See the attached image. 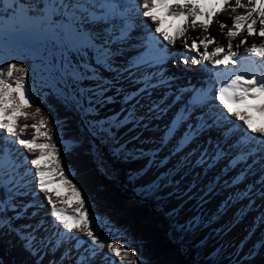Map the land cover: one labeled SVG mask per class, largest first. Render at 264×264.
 Wrapping results in <instances>:
<instances>
[{"label":"snow or ice","instance_id":"1","mask_svg":"<svg viewBox=\"0 0 264 264\" xmlns=\"http://www.w3.org/2000/svg\"><path fill=\"white\" fill-rule=\"evenodd\" d=\"M249 3L253 5L252 11L218 21L221 29V34L218 35H212L210 32L212 12L201 13L197 6L219 4L224 6L220 9L224 12L227 11L230 0H151V4L149 0H143L142 4L135 7L129 4V0H15L11 5V15L19 17L42 37L35 45L39 52V65L33 68V72L39 74L50 94L65 107L70 106L73 110L84 112L90 109L95 112L97 107L112 101L113 97L108 95L109 92H114L116 95L123 94L124 103L129 106L125 109L127 114L123 120L120 116H116L115 120L108 118L104 121H89L94 130L93 135L100 134L101 137L105 135L112 137L116 124L123 127L125 123L136 124L145 118L138 115L136 111V106L141 103L139 99L141 96L149 99L146 115L161 110L162 102L151 100L149 91L173 79L164 69L168 59L184 56L181 62L185 65L189 63V59L196 65H199L201 61H210L211 70L215 71L216 78L220 82V87L216 90L217 94L209 97L204 90L193 89L190 106L176 114L166 135L171 139L178 128L187 123V131L183 133L175 149V151H182L201 134L217 131L219 135L215 151L208 157L207 150H204L200 161L207 163L210 160L215 163L218 160H227V166L230 169L243 165L240 175L233 177L231 183L235 185L248 176L255 177L253 182L246 186L245 192L251 204L256 197L264 201V127H254L248 117L233 112L230 105L243 104L249 97L253 99L264 97V75L259 76V83H256L257 75L251 76L250 84L241 83L247 73L243 69L236 70L229 67L239 63L237 59H234L237 54L231 51L233 44L231 41L219 44L220 40L225 39L223 30L229 24L233 27L227 31V37H236L238 30L244 28L248 36L259 35L264 38V26L258 29L253 27L257 23L264 25V0H249ZM170 4L183 6L186 10L170 9ZM188 5L192 7L188 9ZM157 7H163L168 15L182 21V24L176 28L175 35H169L158 24H147L144 27L152 29V34L144 33L135 43H132V33L137 28L133 22L132 12L142 8V15L155 21L153 10ZM244 7L241 0H235L233 10ZM253 13H258L259 21L254 18ZM202 16L205 17L203 20ZM189 17L193 19L189 20ZM183 24H188L193 29L202 28L208 32V35L194 36L191 43L184 41L183 50L177 49L175 52H170V48L178 43V37L187 34ZM157 33L160 35L157 36ZM12 38H16L15 34ZM165 41L167 44L161 47L160 45ZM247 42L245 38L240 41V44ZM213 43L219 46L210 49L209 45ZM198 45H203V48H199ZM236 47H239V44ZM129 49L133 50L135 55L127 56ZM248 51L254 56L264 57V44H252ZM185 52H194L195 55L189 57L185 55ZM221 53H225L223 58H219ZM14 72L23 75L17 77L13 83H9ZM105 72L112 73L111 78H106ZM28 74L29 69L23 64L8 63L6 76L3 68L0 67V235L6 234L5 222L9 219V211L16 212L17 215L26 211L28 205L20 202L18 198L31 194L29 190L31 183L35 182L36 185L33 191L46 193L48 192L46 186L55 182L51 179L52 171L42 167L41 164L46 157L56 155L57 145L37 142L41 137L51 140L52 136L47 130L41 131L35 122L24 123L22 127L18 123L19 116L27 118L30 115L23 111L25 105L37 103L33 90L27 84ZM122 79L132 80L134 83L142 84L143 87L134 93H124L123 89L118 87ZM89 81L93 87L88 88L86 94L84 86ZM153 81L156 83L154 84ZM14 92L19 93L20 98L12 97L10 101H7L5 97L11 96ZM209 98L219 102L217 110L207 104ZM8 103L13 106L8 108ZM85 104L88 106L87 109L84 108ZM197 108L200 109L199 115L196 116L194 123L189 122ZM257 110L264 115V106L258 107ZM36 111L38 113L41 109L37 108ZM232 117L238 118V122L242 123H239L238 127L227 126L225 122ZM44 123L43 119L39 122L40 125ZM55 123L57 133L54 134H59L61 126L58 120ZM29 127L35 129V132L25 133V129ZM239 127L244 129V134L233 139ZM161 143L166 144L167 141L162 140ZM78 144V137H72L68 144L63 145L65 153L70 147H76ZM9 145H15L17 148L13 149ZM20 146L24 153L22 158L17 155V149ZM225 147L230 151L225 152ZM37 148L40 149L39 156L32 155ZM206 157L208 160L205 159ZM151 163L153 161H149V164ZM65 171L67 169L62 168L59 175L64 177ZM143 171L144 169H141L140 173ZM65 183L73 186L75 196L80 198L81 207L88 203L87 197L82 196L80 188L76 187L71 179L65 178ZM152 183L155 185V181ZM171 183L176 182L171 181ZM159 187L161 186L156 185L157 191ZM45 200L50 205L49 214L54 218L58 229L57 239L48 242L51 247L60 248L66 240L75 241L77 245L87 243L89 248L86 251L91 257H95L98 250L102 252L107 247L109 251L104 253L106 260L111 264H117L118 259L119 264H124L125 257L132 248L126 236L123 237L124 245L120 246L116 245L110 236L102 239L98 234L92 212H80L77 209L76 213L69 215L66 209L58 208L52 202L50 195L45 196ZM226 207L227 203L224 205V208ZM261 207H264V204ZM223 210L222 208L221 211ZM172 216L176 218L174 231L186 233L200 226L197 217H192L182 224L176 209L172 210ZM258 219L264 224V214H261ZM59 229L63 230V236ZM77 230L82 235H78ZM21 240L31 255L39 254L38 250L32 251L36 248L38 236L29 235ZM260 247L264 248V241H261ZM121 248L124 255L121 254ZM249 255L251 256L252 253ZM0 264L3 262L0 261ZM77 264H90V260L88 257H82ZM135 264H144V262L141 258Z\"/></svg>","mask_w":264,"mask_h":264},{"label":"bare ground","instance_id":"2","mask_svg":"<svg viewBox=\"0 0 264 264\" xmlns=\"http://www.w3.org/2000/svg\"><path fill=\"white\" fill-rule=\"evenodd\" d=\"M14 2L15 0H0V67L3 68L6 76L8 63L15 62L18 65L23 64L25 68H29L31 74H36L39 78H41L39 74L33 72V68L38 67L39 65V52L34 45L28 44L24 40L30 38L33 41L38 42L42 37L37 31L29 28V26H27L19 17H13L11 15V5ZM142 3L143 0H129V4L134 7ZM149 3L151 4V0H149ZM241 3L245 5L244 8H235V10H233L235 0H230V5L228 6L227 11L224 12L220 11V9L224 6L219 4L198 5L197 8L201 13L212 12L210 32L212 35H218L221 34L218 21L227 20L229 16L234 18L236 15H244L252 11L253 5L249 3V0H241ZM191 7L192 5L187 6L188 9ZM169 8L176 11L186 10L183 6H178L176 4H170ZM142 11L143 9L140 8L138 14L139 16L136 19H134L135 15L133 13L131 14L133 22L137 25L136 30L132 33V43H135L144 33L149 35L152 34V29L146 28L144 25L155 23L169 35H175L176 28L182 24V21L168 15V12L163 7H157L153 10V15L156 17L155 21H152L150 17H144L142 15ZM253 16L257 19V21L260 20L258 13H253ZM204 18V16L201 17L202 20ZM191 19L193 18L189 17V20ZM183 26L187 29V34L183 37H178V43L174 47L170 48V52H175L177 49L183 50L182 46L184 41L191 43L194 36L199 35L203 37L208 35V32H205L202 28L197 27L193 29L188 24H183ZM262 26L264 25H260L259 23L253 25V27L257 29ZM231 27L233 26L229 24L228 27L223 30L225 39L219 41V44H224L227 42L228 38H230V41L233 44L231 51L237 54L234 59H237L239 63L230 65L229 67L236 70L243 69V71L248 74L245 75V78L241 81V83L250 84L252 75L258 76L256 83H259V76L264 75V57H256L249 53L248 49L252 44H264V38L259 35L248 36L244 28H240L238 30V35L236 37H227V31ZM13 34H15V39L12 38ZM156 35L159 36L160 34L157 33ZM245 38H247L248 42L240 44V41ZM164 44H167V42H163L160 46L163 47ZM237 44H239V47H236ZM217 46H219L217 43H213L209 45V48L214 49ZM198 47L202 49L203 45H198ZM133 55H135V52L129 49L127 51V56L130 57ZM185 55L191 57L192 55H195V53L185 52ZM224 55L225 53L219 54V58H223ZM182 57L184 56L174 58L182 61ZM173 62L174 61L170 58L164 65L166 74L173 77V79L169 80L166 84H159L154 89H150L149 91L151 100L163 102L161 110L156 111L162 114V116L160 118H155L153 117L155 112L148 113L147 116L150 118L138 121L136 124L125 123L124 126L121 127L122 132L119 140V146L127 141L133 140L139 142L141 144L140 147L142 146L147 153L149 152L148 156L143 158V160L138 159L139 156L137 155L132 159V161H130L129 165L133 166L131 175L136 178L138 186H140L145 192L149 193L153 189H156V185H160L161 187L159 188H162L163 191L162 205H165L168 211L176 209L179 212V221L182 224L189 221L192 217H197L198 220H201V218L205 215L206 218H208L209 213L219 214L216 220L213 219L212 222L202 225L203 227L200 226L204 233L214 224L217 225L219 230H221V233L217 237L210 240L208 248L204 251V254L209 255L228 251L229 254H231V260H233L230 264H264V248L260 247L262 239L261 235H263L264 238V227H260L257 223L259 220L258 217L261 214H254L253 216L250 211L247 212L245 206L236 208L237 210L234 211L229 210V208H224L226 203L230 204L231 202L230 200H227L229 194L235 196L233 201H242L243 199L248 198L245 195L246 186L251 184L255 177L248 176V179H245L247 184L240 182L234 185L231 181L233 180V177L240 175L243 165L230 169L227 166L228 161L222 160V163L218 164L220 167L213 170L212 173L209 172L208 176L204 178L205 181H203L204 184H206V182H208V178L214 179L217 177H225L226 173L224 170L227 168L229 169L230 176L226 178L227 181L219 186L221 190L223 188L224 192H221V194H214L210 192V189H205L204 186L198 182L200 174H197L196 172H198L200 165L204 166L205 164V162L202 164L203 162L200 161V156L204 150H207L202 148L198 139L193 141L187 151H175L176 146L174 143L179 139L181 140V136L185 131H187V123L182 124V126L178 129V133H175L171 139H169L166 135L169 126L174 120L176 114L179 112L177 108L184 105L185 107L190 106L194 94L193 89L204 90L205 92L210 93L212 88V76H215L214 72H212V74L209 73V69L212 68L210 61H201L199 65L192 64L191 61H189V63L185 65L187 66L185 69H181L184 64L182 65L178 62V66H181L178 70L174 67L175 63ZM206 68L208 70H205ZM192 72L194 74H192ZM22 75L23 74L14 72L13 77L8 82L13 83L17 77ZM104 75L106 78H111L112 73L105 72ZM153 83L155 84L156 82L153 81ZM89 84L90 88L93 87L90 81ZM118 87L122 88L124 93H134L137 89L142 88L143 85L134 83L129 79H122ZM108 95H114L116 97V101L111 105H108L109 107H106L101 114L95 118V120L101 121L103 119L104 121L108 118L115 120L116 116H120L121 120H123V117L127 114L125 109L129 107L124 103L123 94L116 95L114 92H109ZM12 96L17 98V94L15 95L13 93ZM5 99L10 101L12 97H5ZM139 99L141 103L136 106V111L139 112L144 110L142 112L145 114V111L147 112L146 106L149 103V99L146 96H141ZM207 104L211 105L214 110H217L218 108L216 100L209 98L207 100ZM12 106L13 105L11 103L7 104L8 108H11ZM260 106H264V97H261L260 99H253L252 97H249L245 103L238 104L237 106H231V108L233 112L240 113L248 117L252 121L254 127H264V115L257 110ZM40 107L42 108V105L38 108ZM24 110L25 109H23V111ZM43 111L44 110H41L39 114L35 113L38 114V116L29 113L30 111H25L30 115L27 118L19 116V125L22 127L24 123L35 122L40 127L41 131H48L50 127L48 122H45L43 125L39 124V122L43 119L40 118ZM199 112L200 109H195L192 120L189 122L194 123L196 116L199 115ZM225 123L229 127H238V124L242 122H238V118L232 117ZM167 125L168 127L166 128ZM241 130L243 131L242 135L244 134V129L239 127L238 131L235 133L236 136H234L233 139L241 136L239 135L241 134ZM50 131L51 129L48 132ZM34 132L35 129L31 127L25 129V133L27 134ZM155 134H159L162 138L157 140L154 137ZM203 135L205 140L208 142L212 141L210 143V147L211 149L214 148L219 135L218 132H206L203 133ZM54 139L55 138L52 136L51 142ZM162 140L167 141L164 147H162ZM48 141L49 140L41 137L37 142L46 143ZM9 147L17 148L15 145H9ZM209 150L210 149L207 150L208 157L211 156V154H209ZM224 150L230 149L225 147ZM39 154L40 149L38 148L32 153L34 156H39ZM17 155L21 158L23 157L24 153L22 151V146L17 149ZM48 161H50L49 157H46L41 166L53 171V166L51 163H48ZM149 161H153V163L149 164ZM25 167L27 166L25 165ZM141 169H144L142 173H140ZM51 179L55 182L49 183L46 186L48 188V192L41 193L39 191H33L36 187L35 182H33L29 185L31 194L27 197L18 198L20 202L28 205L26 211L20 212L18 215V217H20L18 222L19 226L23 230H26L27 232L29 231V235L39 237L36 246L41 245L42 241L44 242V247L41 246L40 248V250L42 249V263L77 264V261L80 258L88 257L90 264H111V262L106 260L104 257V253L109 251L107 247H105L102 252H99L98 250V254L95 257H91L89 252L86 251V249L89 248L87 243L77 245L75 241L66 240L60 248H53L49 245L48 242L50 240L57 239L56 232L58 229L54 218L49 214L50 205L45 200V196L50 195L52 202L58 208L66 209L67 214L69 215L76 213L77 209L80 212L87 211L84 209L85 207H80V205H77V201L72 200L71 197L69 198V195L67 196V192L65 190L67 184L63 183L62 177L59 174H57V176L53 174ZM153 181H155V185L152 183ZM171 181H175L176 183H171ZM254 201H257L260 205L264 204V201H261L258 197H256ZM227 207L230 206L228 205ZM222 208L224 209L223 211H221ZM261 208L264 209V207ZM11 212L12 215L16 214V212ZM207 221H209V219ZM94 222L96 223L98 234L102 239L110 236V238L115 241L116 245H124V240L119 233H113L114 231L107 232L100 227L98 221L94 220ZM36 229L41 231L42 234H37L38 231H36ZM59 231L61 236H63V230L59 229ZM77 234L82 235L79 230H77ZM207 243L201 247V252ZM256 250H258L257 253ZM249 253H252V255L250 256ZM121 254L124 255L123 248H121ZM128 255L125 257L124 264H133L130 261L131 257ZM73 259H75L74 262L72 261ZM117 264H119L118 259Z\"/></svg>","mask_w":264,"mask_h":264},{"label":"trees","instance_id":"3","mask_svg":"<svg viewBox=\"0 0 264 264\" xmlns=\"http://www.w3.org/2000/svg\"><path fill=\"white\" fill-rule=\"evenodd\" d=\"M44 101L54 117L63 122L62 136L65 139H79V145L72 147L62 158L61 163L70 168L64 176L80 188L82 196L89 199L99 216L121 228L134 240H139L144 264H227V257L217 261L201 257L195 262L199 247L187 241L191 231L182 239H175L179 230L174 231L175 223L172 226L171 215L162 207L156 208L158 198L154 195L141 197L132 192L134 179L128 176L127 164L129 158L136 154L134 150L123 148L115 160L119 177L103 174L95 164L101 151L81 122L79 112L70 106L65 107L49 92L44 95ZM114 133L115 128L110 143L106 142L109 146ZM5 223L6 234L0 235V261L3 264H40V259L31 255L22 243L21 238L26 237L25 233L7 221ZM32 251L35 252L34 249Z\"/></svg>","mask_w":264,"mask_h":264},{"label":"rangeland","instance_id":"4","mask_svg":"<svg viewBox=\"0 0 264 264\" xmlns=\"http://www.w3.org/2000/svg\"><path fill=\"white\" fill-rule=\"evenodd\" d=\"M26 43H28V44H31V45H36L37 44V42H35V41H33L32 39H25L24 40ZM227 41H230V38H228V40ZM172 59V61H174L173 63H175V68L178 70V69H180V67L181 66H178V62L179 63H181L182 65H183V63L179 60V59H175V58H171ZM182 59H184V57H182ZM189 61H191V60H189ZM174 65V64H173ZM171 67H172V63H171ZM185 67H187V66H185V64H184V66H182L181 67V69H185ZM29 69V68H28ZM20 74H22V73H20ZM192 74H194L193 72H192ZM198 74V73H197ZM190 75H191V73H190ZM196 76H198V75H196ZM27 79H28V86L33 90V96L35 97V99H36V101H37V103H35V104H32V105H25V107H24V111H30L29 113H31V114H34V115H37L38 116V114H39V112H38V114H35V113H37V111H36V109L39 107V106H41L42 105V108L40 107V109L41 110H44L43 111V114L41 113V116H40V118H43V119H45L44 121L47 123H49L50 125V127H49V130L51 129V131L49 132L50 133V135H52L55 139L54 140H52V142H51V140H49L48 142H46V143H48V144H55V145H57V149H56V155H54V157L53 156H51V157H49V160L51 161V165L52 166H54V168H56V170L57 171H59V172H61V170H62V168H65V167H63L61 164H60V162H59V160H61L63 157H64V152H65V149L63 148V144H65V142H64V140H62L61 139V132H60V128H59V134H54V133H57V126H56V123H55V121L57 120L55 117H54V114H53V112H52V110L48 107V105H45V103H44V95L46 94V92H49V89L44 85V83L42 82V80H41V78H39L36 74L34 75V74H31V72H30V70H29V74H28V76H27ZM202 82V81H201ZM125 85V84H124ZM88 88H90V84H89V82H86V84H85V86H84V90H85V93L87 94V89ZM50 93V92H49ZM14 94L16 95L17 94V98L16 99H19L20 97H19V94L18 93H15L14 92ZM13 95V93L11 94V97H13L12 96ZM113 97V99H112V101L111 102H109V103H107V104H104L103 106H100V107H97L96 108V111L95 112H92L90 109L87 111V112H84V111H78L79 112V114L81 115V121L83 122V125H84V127H85V129L86 130H88L89 131V133L92 135V137H93V139H94V142H95V144H96V147L98 148V150H100L101 152H100V155H99V157L97 158V159H95V161H96V164L98 165V167L101 169V172H103L105 175H107V176H117V177H119V175H118V171H117V165H115V160L117 159V156H118V148H117V146H119V140H120V137H121V126H120V124H117V126H116V130H117V133L113 136L114 138H113V140H114V142H113V144H112V146H110V148H108V146H109V144H107V143H105L104 142V140L105 139H107V141H108V143L110 142V140H111V138L109 137V136H107V135H105V136H103V137H101V135L100 134H96V135H93V129L91 128V125H90V123H89V121H94L95 120V118L98 116V115H100L101 114V112L106 108V107H109L108 105H111L113 102H115L116 100H115V96L113 95L112 96ZM156 101V100H155ZM21 103H23L22 101H21ZM87 104H85L84 105V108L85 109H87ZM46 113H48V114H46ZM141 116H143V115H141ZM51 117V119H49ZM145 119V118H144ZM32 121V120H31ZM101 121H103V119L101 120ZM32 123V122H31ZM61 122H59V124H60ZM48 130V131H49ZM52 130H53V132H52ZM126 136V135H125ZM110 139V140H109ZM125 140H127V139H125ZM140 143L139 142H136V141H133V140H131V141H127V142H125V144L124 145H122L123 147H128L129 149H132V150H134L137 154H138V156H139V158L138 159H142L143 160V158H145V157H147L148 156V154H149V152L147 153V151H145V149H143L142 148V146L140 147ZM142 149V150H141ZM59 158H61V159H59ZM56 165V166H55ZM59 165V166H58ZM129 167H128V170H129V172H130V177L132 176L131 175V173H132V165H128ZM56 171V172H57ZM57 174H58V172H57ZM57 174H54V175H56L57 176ZM132 178L134 179V189H136L137 190V188H139L140 186H138V183H137V180H136V178H134L133 176H132ZM248 178V177H247ZM118 179V178H117ZM119 180V179H118ZM173 180H175V179H173ZM245 180V179H244ZM243 180V181H244ZM63 182H64V180H62ZM68 193H67V196L68 195H70V193L72 192V195H73V197H75L76 199H78L76 196H75V194H74V191H73V186L72 185H68ZM133 189V188H132ZM71 191V192H70ZM134 193V192H133ZM155 194V195H158L159 196V199H160V201H161V203H158V205L159 206H161V207H163L164 208V211L165 212H167L169 215H172V211H168V209L166 208V206L165 205H162V202H163V191H162V188H159V190L157 191L156 189H153V191L151 192V194H146V195H144V194H142L140 191H138L137 190V193L136 194H141L142 196H144V197H149L150 195H152V194ZM69 198H70V196H68ZM244 203V205H246V202H243ZM77 205H80V204H77ZM85 206H86V208H87V210L88 211H90V212H92L93 213V219L94 220H97L98 221V223H99V225H100V227L102 228V229H104L105 231H107V232H113L114 231V229H116V231L117 232H120V230L119 229H117L115 226H113L112 225V223H109V222H107V220L106 219H104V218H102V217H99V216H97V215H95V213H94V211H93V207H92V205H90L89 203H86L85 204ZM84 205H83V207L82 208H84L85 207ZM80 207H81V205H80ZM85 209V208H84ZM11 211H9V213H8V217H9V219H8V222L10 223V225H12V226H16L17 228L19 227V229L21 228L20 226H19V224H18V222H19V218L20 217H18V215L17 214H13L12 215V212L10 213ZM233 213V212H232ZM215 214V215H214ZM214 216V218H213V216ZM219 216V214L218 213H209V215H208V218H206V215L201 219V220H198L197 222L199 223V225L200 226H202V225H204V224H206V223H208V222H212L213 221V219L214 220H216V218ZM212 218V219H211ZM225 218V217H224ZM209 219V221H207V220ZM175 220H176V218L175 217H173L172 218V221H174L175 222ZM197 227V228H195L194 229V234L195 235H193V240H192V242L194 243V244H196V243H198V242H201V238L200 237H202V235L204 234V232L202 231V228L201 227ZM203 227V226H202ZM113 229V230H112ZM218 232H216V233H213L212 235H208V237H206V239H204L203 240V245L204 244H206L207 242V245L206 246H204L203 247V249H202V254L205 256V254H204V251L208 248V244L210 243V240H212V239H214V237H217L220 233H221V230H217ZM117 232H113V233H117ZM124 232V231H123ZM37 234H39V235H41L42 233H41V231H38L37 232ZM29 236V235H28ZM126 236V234H122V237H125ZM179 236V235H178ZM192 236V235H191ZM126 238H127V241L129 242V244L130 245H132V248H131V252L129 253V257H131L130 259V261L133 263V264H135V262H136V260L137 259H139V256H140V245H139V242L137 241V242H134L133 240H131L129 237H128V235L126 236ZM124 240V239H123ZM202 245V246H203ZM42 250V249H41ZM40 250V251H41ZM228 255V258H229V260H231L232 258H231V254H229V252L228 251H223L222 253L221 252H219V253H214V254H209L210 256H212V257H215V258H219V256H223V255ZM207 255V254H206ZM209 255H207V257L209 256ZM135 256V257H134ZM73 262L75 261V259H73L72 260ZM231 261H233V260H231ZM231 261H228V263L230 264V262ZM232 263V262H231Z\"/></svg>","mask_w":264,"mask_h":264}]
</instances>
